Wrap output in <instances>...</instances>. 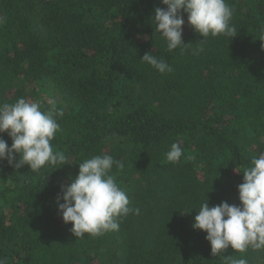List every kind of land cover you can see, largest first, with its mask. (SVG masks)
Masks as SVG:
<instances>
[{
  "label": "trees",
  "instance_id": "16d2710c",
  "mask_svg": "<svg viewBox=\"0 0 264 264\" xmlns=\"http://www.w3.org/2000/svg\"><path fill=\"white\" fill-rule=\"evenodd\" d=\"M226 3L235 37L204 41L183 13L189 47L170 53L152 23L162 0H0V103L55 99L64 114L52 145L68 163L37 172L17 168L19 154L0 160L5 264H264V250L212 255L193 228L207 197L241 205L242 171L264 152V0ZM146 53L172 71L141 60ZM173 143L179 163L166 159ZM104 154L124 164L110 174L140 211L119 218L118 231L77 238L57 197L79 163Z\"/></svg>",
  "mask_w": 264,
  "mask_h": 264
},
{
  "label": "clouds",
  "instance_id": "9594fccd",
  "mask_svg": "<svg viewBox=\"0 0 264 264\" xmlns=\"http://www.w3.org/2000/svg\"><path fill=\"white\" fill-rule=\"evenodd\" d=\"M166 8L156 7L152 23L155 32L165 39L168 52L179 49L184 52L189 43L183 40V13L188 14V22L207 40L209 36L237 35L231 24L233 9L226 0H162ZM203 41V42H204ZM193 49L194 55L203 51L202 43ZM160 73L171 72V66L157 56L146 53L142 59ZM47 111L39 102H29L21 97L14 104L0 103V133L7 132L13 143L11 146L0 138V160L7 159L12 164L19 154L16 167L27 164L32 171L39 172L44 167L60 168L65 165L66 156L62 151H54L52 141L60 125L55 117L63 116V109L57 108V101L49 98ZM183 150L179 143H173L166 153L170 163H179ZM123 169L124 164L115 161L109 154L96 155L79 163L78 175L70 184L62 186V196L58 195V210L65 223H72L71 232L77 238L96 237L109 231H118L119 218L130 212L139 214V209L129 207L127 193L110 174L113 165ZM243 172L244 182L238 185L241 205L224 201L210 206L203 202L193 223L194 229L204 230L210 241L211 253L222 256L231 246L239 253L249 248L264 250V152L252 157V164ZM63 200L60 203V200ZM224 256V255H223ZM225 264H247L244 258L233 259L224 256ZM0 264H5L0 259Z\"/></svg>",
  "mask_w": 264,
  "mask_h": 264
},
{
  "label": "rangeland",
  "instance_id": "374dc122",
  "mask_svg": "<svg viewBox=\"0 0 264 264\" xmlns=\"http://www.w3.org/2000/svg\"><path fill=\"white\" fill-rule=\"evenodd\" d=\"M48 99H49L48 96L43 94L42 98H41V101H39V103H41L42 101H47Z\"/></svg>",
  "mask_w": 264,
  "mask_h": 264
}]
</instances>
